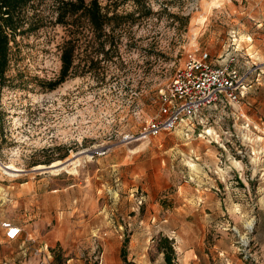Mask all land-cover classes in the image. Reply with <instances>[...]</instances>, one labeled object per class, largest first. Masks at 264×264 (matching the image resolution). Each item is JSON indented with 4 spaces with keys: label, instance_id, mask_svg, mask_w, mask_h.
I'll return each instance as SVG.
<instances>
[{
    "label": "rangeland",
    "instance_id": "obj_1",
    "mask_svg": "<svg viewBox=\"0 0 264 264\" xmlns=\"http://www.w3.org/2000/svg\"><path fill=\"white\" fill-rule=\"evenodd\" d=\"M148 2L149 15L114 30L116 41L105 47H110L109 55L102 57L100 49L81 40L74 48L71 74L53 88L49 82L59 76L60 55L73 33L53 23L51 1L28 8L39 27L10 42L0 84V213L6 210L1 187L11 189L23 181L55 188L71 185L72 201L79 205L98 199L135 206V196L143 194L145 200L129 216H142L147 205L152 213L173 216L160 226L157 218L142 226L150 236L151 257L159 251L161 236L171 239L174 248L173 233L168 232L174 227L189 245L179 261L175 255V264H227L230 259L259 264V241L264 243L261 75L259 80L251 76L250 87L235 104L205 108L191 123L156 137L130 144L118 140L157 114L160 90L188 52L207 51L214 63L229 52L234 34L243 68L258 63L255 39L264 34V0ZM100 3L104 6L107 0ZM132 7L127 3L123 9ZM81 31V39L92 35ZM90 60L95 63L89 65ZM103 145H110L109 151L92 156ZM77 156L76 171L73 164L56 172L46 167L55 161L70 163ZM6 164L22 171L5 174ZM39 165L46 168H35ZM207 192L213 195L211 204L199 210ZM86 217L98 228L94 214ZM119 223L122 228L115 227L125 243L128 227L121 218ZM3 237L0 233V250ZM33 243L37 250L24 255L21 249L10 250L9 255L20 252L12 262L99 264L101 246L91 231L79 240Z\"/></svg>",
    "mask_w": 264,
    "mask_h": 264
},
{
    "label": "crops",
    "instance_id": "obj_2",
    "mask_svg": "<svg viewBox=\"0 0 264 264\" xmlns=\"http://www.w3.org/2000/svg\"><path fill=\"white\" fill-rule=\"evenodd\" d=\"M261 31L264 32V27L261 28ZM259 36L255 39V44L258 48V63L261 67V73L257 74L256 80L261 78V85L264 86V34L261 33ZM215 62L217 61L215 60ZM258 76L260 77L258 78ZM262 106L264 107V101ZM259 121L264 124V112L259 117ZM14 187L12 186L11 189L8 185L1 187L6 210L0 213V222L1 220L9 221L19 226L21 232L16 239L5 241V230L0 227V233L4 236L1 239L3 244H1L0 250V261H3V264H16L12 261L20 252L24 255L29 249L36 248V244L33 242L47 241L53 243L69 239L79 240L88 235L90 231L94 240L98 241L101 246V251L97 255L99 264H127L121 256L123 241L115 227L117 223L118 228H122V224L119 223L120 218L126 223L129 231L127 244L125 245L126 260L132 264H165L162 252L158 251L157 255L151 257L149 251L150 236L145 234L142 226L147 224L145 227H148L149 219L155 221L156 218L159 221L156 226H160V223L166 222L168 218L173 217L172 215L166 217L165 214L152 213L151 205H147L142 209V216H137V212L129 216L128 213L133 209L135 210V206L130 202L127 204L121 202L119 204L116 202L108 204L106 201L99 202L96 199L82 202L79 205L72 201L71 185L62 188L45 187L32 180L20 182ZM212 198L213 195L207 192L205 200L198 207L199 210H204L210 206L209 200ZM153 206L157 211L160 210L157 204H153ZM92 214L95 216V226L101 228V230L92 228L93 218L86 217ZM73 215L77 217L72 219ZM201 219L206 220V217ZM168 232L173 233L172 239H175L176 260L179 261L182 249L187 248L189 245L183 236H178L179 231H176L174 227H169ZM17 249H21V251L16 252V255H9L10 250ZM257 252L260 258L259 264H264V261H261L264 258V243L262 241H259ZM19 264H33V261H21ZM227 264L247 263H243L240 259L235 261L230 259Z\"/></svg>",
    "mask_w": 264,
    "mask_h": 264
},
{
    "label": "built area",
    "instance_id": "obj_3",
    "mask_svg": "<svg viewBox=\"0 0 264 264\" xmlns=\"http://www.w3.org/2000/svg\"><path fill=\"white\" fill-rule=\"evenodd\" d=\"M236 39V35L232 34L229 52L220 55L214 63L207 51L188 52L183 63L160 90L157 114L146 120L136 132L123 134L118 143L130 144L156 137L182 123H191L205 108L239 102L250 87L251 76L254 74L257 79L261 67L259 63H253L243 68L241 49L235 43ZM109 149L110 145H103L91 153L92 156L102 155ZM135 200V206L139 207L145 197L139 194ZM1 225L8 240L16 239L21 232L19 226L9 221H3Z\"/></svg>",
    "mask_w": 264,
    "mask_h": 264
},
{
    "label": "trees",
    "instance_id": "obj_4",
    "mask_svg": "<svg viewBox=\"0 0 264 264\" xmlns=\"http://www.w3.org/2000/svg\"><path fill=\"white\" fill-rule=\"evenodd\" d=\"M51 1L53 5V23L63 26L73 33V36L66 41L68 46L62 49L60 59L61 67L59 76L52 82L50 87H55L71 74L74 62V48L81 41L100 49L98 53L102 57L109 55V48L116 41L113 32L116 28L131 26L140 16H147L152 12L148 0H107L103 6L100 0H0V84L4 85L5 72L9 61L10 42L15 41L16 36L23 35L29 31L38 29L27 10L35 3ZM131 3V10L123 9L124 5ZM35 15V13H33ZM74 26L75 29L69 27ZM106 28L111 32L106 33ZM81 30L91 32V36L81 39L78 36ZM86 44V46H87ZM88 45V46H91ZM97 61V59H96ZM95 63L90 60L89 65ZM90 71V70H88ZM158 250L163 253L165 264H175V253L173 241L167 236L159 238ZM126 240L121 248V256L127 264H132L126 260ZM60 264L59 259L56 260Z\"/></svg>",
    "mask_w": 264,
    "mask_h": 264
},
{
    "label": "bare ground",
    "instance_id": "obj_5",
    "mask_svg": "<svg viewBox=\"0 0 264 264\" xmlns=\"http://www.w3.org/2000/svg\"><path fill=\"white\" fill-rule=\"evenodd\" d=\"M78 161H79V157L77 156L76 159L74 161H71L70 163H62L61 161H55L46 167L51 168L53 172H56L61 169H64L69 164H73L71 169L72 171H76L75 166ZM46 167H44V165H39V166H36L35 168H46ZM2 170L5 174L11 175V176L16 175L15 173L16 171H22L20 168H17L13 164L2 165Z\"/></svg>",
    "mask_w": 264,
    "mask_h": 264
}]
</instances>
